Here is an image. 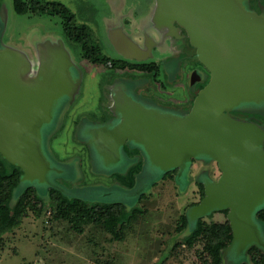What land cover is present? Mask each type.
<instances>
[{"label":"rangeland","instance_id":"1","mask_svg":"<svg viewBox=\"0 0 264 264\" xmlns=\"http://www.w3.org/2000/svg\"><path fill=\"white\" fill-rule=\"evenodd\" d=\"M44 1L63 3L75 13L78 22L90 25L104 54L162 63L159 79L165 85L159 86L160 81H153L151 76L149 84L142 85L138 71L128 69V74L127 71L121 74L120 67L109 68L89 60L80 44L64 34L59 16L20 14L14 11L13 0H1L0 53L19 55L14 67L21 68V80L33 85L60 64L68 77L64 91L51 101L49 118L39 127L38 150L48 166L41 175H29L25 183L32 182L44 189L59 185L87 200H118L138 205L143 211L127 226L124 238L115 239L101 224H81L75 228L69 221L56 219L51 199L37 196L31 187L27 196L40 209V215L29 209L22 224L0 238V264H201L208 257L212 258L207 264H257L264 253L254 251L248 260L247 248L257 243L264 251V234L256 219V210L264 207V194L248 216L254 235L242 236L233 244L232 239L209 243L201 238L189 248L184 243V234L199 216L207 222L230 224L228 213H210L225 206V202L200 204L203 197L200 180H209L203 170L210 167H204V162L198 160L192 166L191 163L196 154L207 158L213 157L212 153L204 148L194 149L183 166H170L156 162L142 140L126 139L109 153L94 134L98 129L116 128L107 119L118 102L116 89L122 83L125 88L129 86V98L144 101L161 116L186 115L182 102L196 86L195 81L187 79V66L197 63L199 51L185 28L176 20L159 17L157 0ZM244 1L264 22V0ZM181 65L184 66L179 70ZM208 78L209 74L198 84L195 96ZM112 84L114 89L110 91ZM261 110L235 109L231 113L254 122L264 134ZM134 146H140L142 153H137ZM50 158L57 173L49 169ZM214 169L218 174L217 166ZM163 172L171 175L165 176ZM186 213L190 218L188 227L180 229L181 216Z\"/></svg>","mask_w":264,"mask_h":264},{"label":"water","instance_id":"2","mask_svg":"<svg viewBox=\"0 0 264 264\" xmlns=\"http://www.w3.org/2000/svg\"><path fill=\"white\" fill-rule=\"evenodd\" d=\"M157 14L187 29L211 71L210 81L184 117H163L126 100L120 125L113 131L98 129L95 137L109 153L126 139L142 140L156 162L170 166H180L194 149L211 152L223 172L206 185L200 204L226 203L217 208H228L235 243L254 235L248 216L264 194L263 131L230 114L241 100L264 95V47L257 36L264 38V22L242 0H157ZM251 21L261 27L258 32ZM12 55L0 53V149L23 165L28 176L41 175L48 165L38 150L39 127L68 77L60 64L28 85L19 76L21 68L14 67L19 55Z\"/></svg>","mask_w":264,"mask_h":264},{"label":"trees","instance_id":"3","mask_svg":"<svg viewBox=\"0 0 264 264\" xmlns=\"http://www.w3.org/2000/svg\"><path fill=\"white\" fill-rule=\"evenodd\" d=\"M242 3L247 10L252 11L250 8H247L244 0H242ZM13 8L15 12L20 14L34 13L59 16L63 24L64 34L72 41L80 44L84 56L89 60L103 63L109 68L120 67L142 70L145 71L146 75H150L149 73H151L153 81L157 82L159 80V84L165 85L164 81L158 78L161 68L156 60L138 61L125 58H112L104 54L91 26L87 23L78 22L75 13L63 3L57 1L47 2L44 0H13ZM134 79H137V77H134ZM144 80L148 81V76ZM261 88L264 89V84L263 86L261 85ZM193 97L195 98V95ZM192 104H190L189 109H191ZM235 109L247 111L262 109L261 112H264V97L243 99L239 104L233 106L230 114ZM51 160L50 158V164H52ZM54 167L52 164L49 169L52 173H57ZM163 173L166 174L165 172ZM27 177L28 175L24 166L8 158L0 149V238L5 233L13 231L20 226L24 217L27 216L29 209H32L37 216L40 215V209L27 196V192L31 187H34V192L37 196L51 199V203L55 207L56 219L69 221L75 228H78L81 224H101L115 239H123L127 226L143 211L138 205H129L118 200H87L77 194H70L64 191L59 185H49L47 189H44L43 187L33 185L32 182L26 184ZM36 181H40V179H36ZM200 185L201 193L204 195V185L203 183ZM102 193H106V191L103 190ZM214 211L228 213V208H214L210 213ZM256 219L261 223L264 234V207L256 210ZM189 221V214L182 215L179 228L187 229ZM81 229L82 226L79 230ZM201 238H204L209 243H217L220 240L226 239H232L231 243H234L231 224L222 221L207 222L202 216H199L194 226L184 234L183 240L187 247L193 248ZM254 251L264 253L260 245L254 243L247 248L248 260L251 258L250 255L254 254ZM211 258L202 259L201 264L209 263ZM258 258L257 264H264V254H261Z\"/></svg>","mask_w":264,"mask_h":264},{"label":"flooded vegetation","instance_id":"4","mask_svg":"<svg viewBox=\"0 0 264 264\" xmlns=\"http://www.w3.org/2000/svg\"><path fill=\"white\" fill-rule=\"evenodd\" d=\"M247 8H249V6L247 5ZM251 9V8H250ZM252 10V9H251ZM249 24H251V26H252V28L254 29V30H257V32H258V29L260 30V26H259V24L257 23H255V22H253V21H251ZM185 28V27H184ZM185 30H186V32H187V34H188V31H187V29L185 28ZM257 36H258V39H259V41H260V43L263 45V47H264V38L262 37V34H257ZM188 37L190 38V36H189V34H188ZM190 40H191V38H190ZM192 42V41H191ZM198 58H199V56H198ZM200 58H199V60L197 61V63H193V64H191V66H187L188 67V73H187V79H188V81L189 82H193V81H195V83H196V86H195V88L194 89H192V90H190V96L185 100V101H183L182 102V107H183V110H186V115L190 112V110L191 109H189L190 107V104H192V101L194 100L195 101V99H196V97L198 96H195V98L193 97L194 96V90L195 89H197V86H198V84L200 83V82H202V81H204L205 80V78H207V76H208V74H209V80H208V82L210 81V79H211V71H210V69H209V67H207V65L201 60L200 62ZM158 62V61H157ZM159 64H160V68H161V72H160V74L159 75H161L162 74V69H163V66H162V63H160V62H158ZM184 65H181V66H179V70H181L180 68H182ZM186 67V66H185ZM184 67V68H185ZM122 69V71L120 72L121 74H123V73H126L125 71H127L128 69H130V68H121ZM114 70H117V69H114ZM130 70H135V71H138L139 72V74L137 75L139 78L138 79H141L140 80V82L142 83V85L144 84V83H148L149 84V82L151 81L150 79L148 80V81H145L144 80V78H146V76H148V78L151 76L152 77V74L151 73H149L150 75H146V73H145V71H142V70H137V69H130ZM112 74L114 75V74H116V72H112ZM126 74H128V71H127V73ZM165 74V73H164ZM203 76H202V75ZM159 75H158V78H159ZM178 77H180L181 78V74H178ZM129 77H127V79H128ZM134 79V78H133ZM152 79H153V77H152ZM199 80V81H198ZM208 82H207V84H208ZM53 84V82L51 83V84H49V85H52ZM206 84V85H207ZM48 85V87H49V89H50V86ZM127 85V84H126ZM162 84H159V86H161ZM205 85V86H206ZM139 86H141V84H138V87ZM204 86V87H205ZM128 88H129V86L127 85V87L125 88V84H123L122 83V85L121 86H118V89H116V94H115V96H117V104H115V108L113 109V110H111V111H113V113L111 114V113H109V117H108V119H107V121H108V123H112V125H115L116 126V128L120 125V123H121V121H122V119H123V117H124V111H123V108H124V106H125V101L126 100H130V101H132V102H134V103H136V104H140V105H142L145 109H147V110H149V111H156V112H158L157 110H155V109H153L152 107H149V106H147V104L144 102V101H141V100H137V99H134V98H129L128 97V94H130L129 93V91H128ZM111 89L113 90L114 89V86H113V84H112V88H110V91H111ZM138 89V88H137ZM136 89V90H137ZM203 89V88H202ZM201 89V90H202ZM200 90V91H201ZM199 91V90H198ZM199 91V92H200ZM42 93H44V95L46 94L45 92H42ZM199 94V93H198ZM146 100H148V99H146ZM194 101H193V104H194ZM193 104H192V107H193ZM127 105V104H126ZM191 107V108H192ZM189 109V111H187ZM159 113V112H158ZM185 115V116H186ZM231 116H233L234 118H236V119H238V120H241V121H245V122H249V123H252L253 125H255L256 127H258V125L257 124H255L254 122H251L250 120H247L246 118H243V117H236V116H234L233 114H231ZM114 119H113V118ZM114 120V121H113ZM114 130V129H113ZM127 141H129V139L127 140ZM263 147H264V140H263ZM134 150H136V152L137 153H139V154H141L142 153V149H141V147L140 146H134V148H133ZM194 160H198V161H201V162H204V167H210L209 169H204L203 171H206V173H207V176L209 177V180L208 181H204V180H200V183L202 184L203 183V185H204V195H203V197L205 196V193H206V185L207 184H212L213 185V183L214 182H216L219 178H220V176L222 175V169H221V166H220V164H219V162L216 160V158H214V157H204V156H199V155H194L193 156V161H192V163H191V166H192V164H193V162H194ZM186 161V159L185 160H183L182 161V163H181V165L183 166V164H184V162ZM180 165V166H181ZM179 166V167H180ZM216 166H217V170H218V174H216L215 173V169L214 168H216ZM178 168V167H177ZM203 171L201 172V173H203ZM199 179H200V177H199ZM203 197H202V199H203ZM215 209H219V208H215Z\"/></svg>","mask_w":264,"mask_h":264},{"label":"crops","instance_id":"5","mask_svg":"<svg viewBox=\"0 0 264 264\" xmlns=\"http://www.w3.org/2000/svg\"><path fill=\"white\" fill-rule=\"evenodd\" d=\"M217 212H221V211H217Z\"/></svg>","mask_w":264,"mask_h":264}]
</instances>
